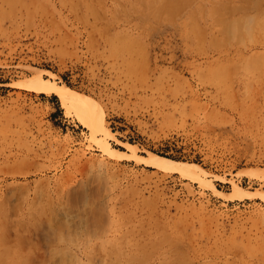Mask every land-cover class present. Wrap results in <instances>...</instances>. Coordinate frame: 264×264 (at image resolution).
Segmentation results:
<instances>
[{
  "label": "rangeland",
  "instance_id": "374dc122",
  "mask_svg": "<svg viewBox=\"0 0 264 264\" xmlns=\"http://www.w3.org/2000/svg\"><path fill=\"white\" fill-rule=\"evenodd\" d=\"M158 1L0 0V264H264V202L225 196L264 194V0ZM37 75L93 101L126 155L14 86Z\"/></svg>",
  "mask_w": 264,
  "mask_h": 264
},
{
  "label": "bare ground",
  "instance_id": "6f19581e",
  "mask_svg": "<svg viewBox=\"0 0 264 264\" xmlns=\"http://www.w3.org/2000/svg\"><path fill=\"white\" fill-rule=\"evenodd\" d=\"M161 1H160V3H161ZM168 1L169 0H166L164 2L168 3ZM172 1L173 0H171V2ZM175 1L176 0H174V2L172 4H174V3L176 4L178 2V1H176V2ZM158 3H159V1H158ZM160 3L157 6L161 7L162 5H160ZM162 3H163V1H162ZM154 4L156 5V1L154 3H152L153 8H154ZM182 4H183V0H182ZM165 5H167V4H165ZM171 5L168 4L167 6L169 7ZM178 6H176V8ZM166 7H162V9H161V10H163V8L165 9V11L163 10L164 14L166 12ZM168 7H167V9L169 11V9H171V8H168ZM173 7H174V5H173ZM176 8H175V10H176ZM172 10L173 9H171V11ZM163 11L162 12L159 11V12L163 13ZM177 11L176 12L174 11V12L177 13ZM157 12H158V10H157ZM179 12H180V10H179ZM155 13L156 12H154V15H155ZM169 13H170V11H169ZM171 13H170V15L173 14V13L172 14ZM157 16L158 15H156L154 17H157ZM14 86L19 88V89H22V90L33 92L35 94H44L47 96H50V95L55 96L58 99L61 107L64 110H66L67 113H71V112L74 113L76 115L79 123L82 124L86 129H88L91 132V139L95 143L96 147H98V149L100 150L101 153H103L104 155H106L107 157H110V158H114L115 156L123 157L126 155L125 152L114 149L109 145V143L106 140L107 137L109 136V133L106 130L105 125L103 123L101 111L99 109H97L96 106L94 105L93 101H91L85 95H82V94L75 92L74 90H72L71 88H69L68 86H66L64 84L58 85L54 81L45 80L41 77V75H37L33 78H30V79L28 78L25 81L15 83ZM99 136H101L102 138H99ZM119 145L126 148L129 151L131 158L134 161H136L137 163H142L148 167H151L152 169H155V170H158L161 172L175 173V174L179 175L181 178L187 179L193 183H197L200 186L203 185V173L204 172L199 166H197L195 164H186L183 162L173 161V160H170L168 158L160 157V156L152 154V153H150L147 157H141V156H138L136 154L135 148L133 147V145L127 144V143H122V142H119ZM207 187L209 189H211L212 191H214L215 193H217V195H219V196H223L225 194V193L223 194L222 192L217 190L212 183L207 184ZM227 195L229 197L228 200H230V201H233V200L243 201L245 199H247V200L259 199L260 201L264 202V194L257 193V195L256 194L253 195V193H248V192L240 189L236 185L233 186L232 192L225 194V196H227ZM225 196H223V197H225Z\"/></svg>",
  "mask_w": 264,
  "mask_h": 264
}]
</instances>
